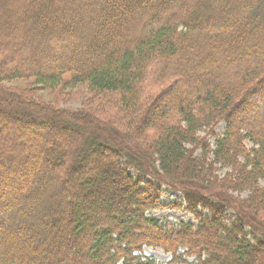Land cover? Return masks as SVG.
<instances>
[{"label":"trees","instance_id":"obj_1","mask_svg":"<svg viewBox=\"0 0 264 264\" xmlns=\"http://www.w3.org/2000/svg\"><path fill=\"white\" fill-rule=\"evenodd\" d=\"M78 86L114 122L31 93ZM0 264H264V0H0Z\"/></svg>","mask_w":264,"mask_h":264},{"label":"rangeland","instance_id":"obj_2","mask_svg":"<svg viewBox=\"0 0 264 264\" xmlns=\"http://www.w3.org/2000/svg\"><path fill=\"white\" fill-rule=\"evenodd\" d=\"M3 85L5 87H14L16 89L24 90L28 88L29 83L19 80L10 83H3ZM32 91L33 92L31 93L34 99L40 101L48 107H53L54 109L56 108L60 110H68L72 113L83 111L84 113L90 115L92 118H97L100 121L108 120L114 122L116 117V113L111 109L110 105L105 103L106 100L112 99V96L100 97L96 94L94 95L93 93H90L85 86H78L70 90L67 89L50 91L40 90L37 88L35 90L32 89ZM157 92L158 90H156L154 93L156 94ZM111 122L109 123L111 124ZM224 128V123L219 124L215 129V133L217 135H221L224 131ZM122 129L123 127H119L117 131L128 133V130ZM51 133L52 132H49L48 135ZM200 135L202 138H206L208 143L213 146L214 138L212 136H209L211 135L210 132H202L200 133ZM247 147H250V144L247 143ZM229 171V169H219L216 173L219 176H224ZM133 175L137 176L138 174L134 172ZM149 179H153V181H156V179L151 176L148 178V180ZM159 189L160 190H158V193L160 205L148 210L145 216H150L161 221H166L172 225H177L180 222H195V218L184 208V199L181 193L173 191L166 186H162L161 188L159 187ZM227 195L229 197L231 196L234 199H238V201H244L245 199H247L248 194L246 192H227ZM171 204H177L180 206L178 208H169ZM204 213L205 215L209 216L207 211H204ZM225 218L228 219L227 216ZM143 253L147 256L155 258L157 261L162 263H167L171 258V254L165 253L160 248L144 247Z\"/></svg>","mask_w":264,"mask_h":264}]
</instances>
